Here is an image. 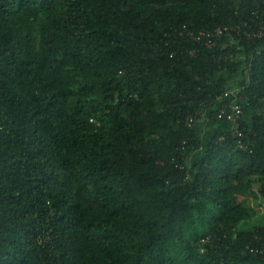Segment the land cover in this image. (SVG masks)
<instances>
[{
	"label": "trees",
	"instance_id": "16d2710c",
	"mask_svg": "<svg viewBox=\"0 0 264 264\" xmlns=\"http://www.w3.org/2000/svg\"><path fill=\"white\" fill-rule=\"evenodd\" d=\"M263 22L264 0H0V264H264ZM223 73L243 112L204 141Z\"/></svg>",
	"mask_w": 264,
	"mask_h": 264
},
{
	"label": "rangeland",
	"instance_id": "374dc122",
	"mask_svg": "<svg viewBox=\"0 0 264 264\" xmlns=\"http://www.w3.org/2000/svg\"><path fill=\"white\" fill-rule=\"evenodd\" d=\"M222 75L228 76L230 83H231V87L228 91L227 96H225L224 98H221L219 100L218 105L222 101H224V99L230 98V100H232V102H233L232 106H235V105L239 104L238 98L240 96V94H239V91H240L239 88L240 87H238V85H237L238 82L235 83V80H237V79L241 80V78L240 77H234L230 74L227 75L224 73ZM233 122H235V121H232L230 119H229V121L215 122L213 120V118L210 117V110L205 109L203 111L202 118L198 121V125L200 128L201 136H202L203 140L205 141V140L209 139L214 132L227 129L228 127L232 126ZM202 151H203V148L199 149L192 156H190V158H189L190 163L195 164L199 160ZM259 222L264 224V217Z\"/></svg>",
	"mask_w": 264,
	"mask_h": 264
},
{
	"label": "built area",
	"instance_id": "2783aa9c",
	"mask_svg": "<svg viewBox=\"0 0 264 264\" xmlns=\"http://www.w3.org/2000/svg\"><path fill=\"white\" fill-rule=\"evenodd\" d=\"M264 23V22H263ZM264 27V25L261 26V28L259 29V31L256 34H262V28ZM230 29L228 26H216L215 29L213 31H208V32H199L198 34L196 33V31L191 30V29H185L186 30V35L191 37L193 40H195V42H199L201 43L204 35L208 36L207 39V44L209 46L214 45L216 40V37L221 36L226 30ZM196 52V48L195 49H191L190 53L194 54ZM231 112L228 114V119L232 120V121H236L238 116L243 112V107L239 104L232 106V108L230 109ZM223 112H226V108L223 109ZM190 125H193V122L190 121L189 122ZM251 250L254 251L255 253H260V254H264V244H262L261 246L258 247H251Z\"/></svg>",
	"mask_w": 264,
	"mask_h": 264
},
{
	"label": "crops",
	"instance_id": "0c3cea01",
	"mask_svg": "<svg viewBox=\"0 0 264 264\" xmlns=\"http://www.w3.org/2000/svg\"><path fill=\"white\" fill-rule=\"evenodd\" d=\"M250 112L247 113L248 120H251L253 116V107H250ZM246 201L250 204L251 208L254 210V215L252 221L255 224H260V220L264 217V198L260 195H248ZM248 204V205H249Z\"/></svg>",
	"mask_w": 264,
	"mask_h": 264
}]
</instances>
